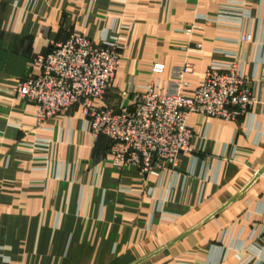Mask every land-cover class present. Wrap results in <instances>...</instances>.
Returning <instances> with one entry per match:
<instances>
[{
    "label": "crops",
    "instance_id": "crops-1",
    "mask_svg": "<svg viewBox=\"0 0 264 264\" xmlns=\"http://www.w3.org/2000/svg\"><path fill=\"white\" fill-rule=\"evenodd\" d=\"M242 10L241 25L217 21ZM72 34L119 47L112 109L151 83L172 92L186 61L188 94L236 63L256 101L234 120L192 115L176 170L115 168L79 106L38 125L12 93ZM263 230L264 0H0V264H264Z\"/></svg>",
    "mask_w": 264,
    "mask_h": 264
},
{
    "label": "built area",
    "instance_id": "built-area-1",
    "mask_svg": "<svg viewBox=\"0 0 264 264\" xmlns=\"http://www.w3.org/2000/svg\"><path fill=\"white\" fill-rule=\"evenodd\" d=\"M247 17L245 10L223 11L217 21L241 25ZM251 41V34L237 38L240 43ZM121 64L116 44L72 34L50 53L34 56L31 66L35 73L18 82L12 93L35 106L38 125L79 106L92 135L110 141L109 162L118 169L135 166L144 177H160L168 168L176 170L180 157L192 152V115L234 120L256 101L236 63L213 64L201 84L188 94L185 77L193 74L194 65L186 61L174 72L177 81L172 92L163 94L151 83L133 97L132 106L112 109L106 96ZM163 70V65L153 69L154 73ZM127 93L120 91V96Z\"/></svg>",
    "mask_w": 264,
    "mask_h": 264
}]
</instances>
